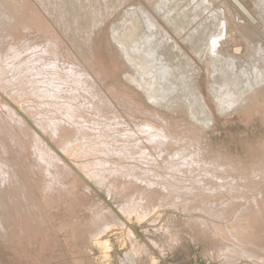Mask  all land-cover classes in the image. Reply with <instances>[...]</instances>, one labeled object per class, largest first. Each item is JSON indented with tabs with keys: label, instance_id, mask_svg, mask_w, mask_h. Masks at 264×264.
I'll list each match as a JSON object with an SVG mask.
<instances>
[{
	"label": "rangeland",
	"instance_id": "obj_1",
	"mask_svg": "<svg viewBox=\"0 0 264 264\" xmlns=\"http://www.w3.org/2000/svg\"><path fill=\"white\" fill-rule=\"evenodd\" d=\"M207 1L213 5V12L225 13L228 21L230 35L220 47L223 56L236 58L237 64L241 66H254L258 63L260 57L257 53L264 50V10L259 1ZM12 2L16 10L13 21L11 20L13 23L8 19L12 14L0 7V58L3 57L0 59V156L5 157H0V170L2 173L6 172L5 178L8 182L11 177L17 188L23 186L24 199L21 192L14 194V198L29 210L38 211L44 224L38 229L40 234L32 239H29V234L14 242L8 241L9 243L0 238V264H225L224 258L216 250L217 243L211 240L205 225L198 222L200 216L197 212L188 210L186 203L173 197L174 194L169 197L165 184L169 172L165 164L159 166L154 163L158 166V180L141 178L142 176L136 175L135 169H130V166H134L132 161L118 158L120 156L114 151V137L106 138L105 141L109 144H104L99 143L96 136V139L87 136L90 130L97 129V123H90L92 121L86 116L79 123L69 122L62 116L61 111L69 110L72 113L75 110L72 107L69 109L68 104L63 106L65 104H62V98L52 99L49 94H42L41 84L36 82L39 79L37 76L33 78L30 73L21 74L23 70H16L19 73L13 74L15 69L7 61L11 54L8 50L11 45L18 46L20 41L15 36L11 37L16 32L8 27L12 26L16 30L20 27L18 31L23 32L36 30V22L33 24L30 19L38 16L44 20L43 28L52 26V30L62 37L65 44L63 43L61 49L69 56L76 55L77 59L84 62L83 65L87 66L84 67L90 71L105 94L113 90L114 95L108 94L113 103L122 106L129 102L136 104L141 108V112H137L142 115L141 120L147 117L149 111L159 112L165 123L168 122L170 132L183 135L185 126L189 128V124L193 123L189 115L190 108L186 106L182 111L165 108V101L170 93L174 90L175 94L178 93V85L163 78L162 88H169L167 94L147 96L145 88L137 84L136 79L140 73L148 72V66L157 57L135 69L128 62L125 51H121L119 43L116 42V35L122 34L130 25L143 36L151 35L148 32L152 30L148 28V19L144 15L132 13L133 9H146L171 33L181 52L187 54L189 61L186 59V62H180L181 71L183 68L187 71L191 65L197 71L193 73L196 87L212 117L209 127L204 130L201 126L197 127L203 132L205 152L209 155H228L244 161H250L255 155L258 156L257 164L262 166L264 156L260 155L259 146L264 143V126L261 119L255 116L251 121H245L241 113L224 115L219 112V105L212 94L215 74L212 75L214 69L210 63L211 56L200 60L192 44L186 40L189 34L176 36L173 29L162 22L160 11L154 10L160 0H24L22 10L19 7L20 0ZM109 8L111 10L108 12ZM100 17L104 19L98 21ZM15 22H20V26L16 28ZM203 23L204 19L198 24ZM6 25L9 26L6 28ZM135 34V31L128 33L131 38L129 42L132 44L134 41L131 45L133 48L130 47L133 53L137 49L136 41L132 39ZM12 39L17 40V44H12ZM247 42H250V50ZM73 55L70 57L74 59ZM176 60L174 58L171 64L174 65ZM183 77L182 74L181 78ZM181 86L185 87V82ZM188 93L187 91L186 94ZM154 101H158L161 106H157L156 102L154 104L157 105H154ZM128 117L129 115L125 116ZM50 122L67 123L70 129L73 128V141L69 140L71 147L67 146L66 150H62L55 143L49 135L52 126L49 125ZM201 122L206 123L203 120ZM43 129L49 133H45ZM24 131L31 135L28 136ZM36 131L47 141L36 139ZM23 143L26 149L23 148ZM153 154L157 159L155 153ZM148 156L152 158L153 155ZM55 162H59L57 164L62 167ZM54 169L55 173L52 171ZM48 174H55V179ZM15 178H20V184ZM192 181L193 179H187L183 186L192 187ZM8 182L2 181V188L0 187V217L11 215L12 211L7 202V195L12 191ZM260 213L264 215V206ZM262 222L264 225L263 217ZM14 235L18 236L17 233ZM252 263L254 262L229 261L226 264ZM255 264H264V260H256Z\"/></svg>",
	"mask_w": 264,
	"mask_h": 264
},
{
	"label": "bare ground",
	"instance_id": "obj_2",
	"mask_svg": "<svg viewBox=\"0 0 264 264\" xmlns=\"http://www.w3.org/2000/svg\"><path fill=\"white\" fill-rule=\"evenodd\" d=\"M258 1L264 10V0ZM12 5V0H0V7L12 14L8 17L10 21H13L16 14L14 5ZM19 7L21 10L24 8V0H20ZM19 7L17 6L18 9ZM212 7L213 5L207 0H160L154 10L155 12L160 11V19L173 29L176 36L189 34L186 40L189 44H192L191 46L198 53L200 60L208 55L211 56L210 63L214 69L212 75L215 74L212 94L219 105V112L224 115H229L232 112L241 113L245 117V121H251L255 116H258L264 126V50L257 53L260 58L254 66L250 64L241 66L237 64L236 58L223 56L220 47L222 42L230 35L228 21L225 13L223 14L221 11L213 12ZM110 10L109 8L108 12ZM132 13L144 15L148 19V22H150L148 28L152 29L148 32L151 35L145 34L143 36L130 25L121 32L122 34L118 33L116 35V42L119 43L121 51H125L128 62L135 69L141 65H146V62L150 61L151 58L157 57V60L148 66V72L145 74L140 73L139 78L136 79V83L145 88L144 92L147 96L158 97L159 94L163 96L167 94L169 88H162L164 87L161 80L163 78L169 79L178 85L177 89L179 91H176L178 93L175 94V90L170 93L165 101V108H177L181 111L186 106L190 108L189 115L193 123L189 124L191 125L189 128L182 127V129L184 128L183 135L178 134V132L176 134L173 130L171 131L174 133L170 132L167 120V123H165L164 117L159 112L149 111L146 114L147 117L141 120L142 115L137 113L141 112V108H138L136 104L129 102L124 106L121 104L119 106L113 103L108 95H114L113 90L111 89V93L105 94L85 64L86 67H84V62L82 63V60L79 58L78 60L76 55L72 54L76 58H74V61L70 57L72 55L69 56L65 50L64 52L61 49L65 44L62 42V37L52 30V26L43 28L42 22L44 20L38 18V16H33L30 19L31 23L36 22L34 25L38 28L36 30L23 32L18 31L20 27L16 30L11 28L12 26L8 27L9 25H6V28L8 27L9 30L12 29L16 32L11 37L15 36L20 41L16 46L17 40L12 39L11 43L15 46L9 45L8 51L11 54L7 53L9 55L7 61L16 72L13 71L14 73H12L18 74L19 72L16 70H23L21 74L30 73L33 78L37 76L39 79L36 82L41 84L42 94H49L52 99L61 100L62 98V104H65L63 106L68 104L69 109L72 107V110H75L72 113L69 110H66V112L61 111L62 116H65L69 122L79 123V121H82L83 116H86L92 121L90 123H97V129L95 131L90 130L89 133L86 132L87 136L94 139L98 137L99 143L104 144H109L105 141L106 138L114 137V143H116L114 151L120 156L118 158L132 161L134 166H130V169H135L136 175L142 176L141 178L158 180L159 176L156 172L158 166H155L154 163L158 165L165 164L167 166L166 170L169 172L168 181L165 182L169 197L174 194L173 197L186 203L185 207L188 210L197 212L200 216L198 222L205 225L210 233L211 240L217 243L216 250L224 258L225 264L229 261L237 263H240V261L254 262L252 264H255L256 260H264V225L262 222L264 215L260 213L262 206H264V164L259 166L257 164L258 156L255 155L250 161H244L228 155H209L205 152L203 132L197 127L201 126L203 130L205 127H209L212 123V117L204 99L198 93L195 76L193 75V73H197L196 69L191 65L187 71H184V68L181 71L182 66L180 67V64L186 62V59H188L187 54L184 55L181 52L178 44L173 41L171 33L166 31L167 29L154 15L144 8L133 9ZM103 19V17H100L98 21ZM203 19L204 23L198 24ZM21 20L23 21V19ZM15 23L16 28L20 26L18 25L20 22ZM25 29L28 30L26 27ZM133 31L136 34L134 37L132 36V39L136 41L135 45L137 47L134 53L132 52L133 49L130 50L134 41L131 44L129 42L131 40L130 34L128 35L129 32ZM124 32H128L127 35ZM125 36L129 37L125 38ZM8 42L7 44H9ZM247 44L248 50H250V42H247ZM10 49L12 50L10 51ZM5 57L7 58V56ZM174 58L177 60L172 65L171 61ZM181 61L182 63H180ZM159 74H161V77H159ZM182 74L183 78H181ZM24 78H26L25 75ZM184 82L185 87H182L181 85ZM187 91L188 94H186ZM41 95L39 96L41 97ZM155 102L158 105L154 104ZM62 104L60 103L61 106ZM153 104L161 106L158 101H154ZM119 107L121 108L119 109ZM67 111L69 112L67 113ZM84 111L87 112L84 114ZM122 113H125V116L129 115V117L125 118ZM138 119L140 121H137ZM201 120L206 121V123H202ZM61 122L58 124L49 123V125L52 124L49 135L55 143L60 145L62 150H66L67 146L71 147L72 144L69 140L73 138V128L70 129L67 123ZM23 128L28 129L25 126ZM43 131L48 132L44 129ZM36 132V139L46 140L39 131ZM24 133L27 134L25 131ZM18 138L20 140V137ZM24 145L23 143L22 146ZM23 148L26 149V146ZM259 149L260 155L264 156V143L260 144ZM153 153H155L157 159L154 158ZM148 154H152V158ZM1 158L4 159V155ZM152 167H155V169L152 170ZM1 171L0 173H2ZM52 171L55 173V169ZM61 172L59 173L61 174ZM5 174V171L1 174V188L2 181L8 182ZM50 176L55 179V174ZM15 179L20 184V178ZM187 179H193L192 187L186 188L183 186ZM8 186L12 188L10 194L7 195V202L12 211L11 215H1L0 217V238L6 240L7 243L8 241L14 242L16 239H20L21 236L24 238L25 234H29V239H32L40 234L38 229L44 224L43 218L38 214V211L29 210L28 207H24L21 202L14 198V194H20L21 192L24 199L23 194H25V191L22 185L17 188L14 179L10 177ZM173 187L176 189H173ZM27 213L28 215H26ZM16 233L18 236L14 235Z\"/></svg>",
	"mask_w": 264,
	"mask_h": 264
}]
</instances>
